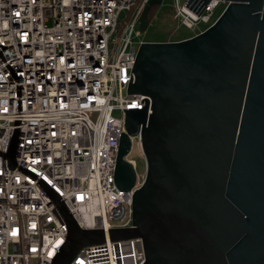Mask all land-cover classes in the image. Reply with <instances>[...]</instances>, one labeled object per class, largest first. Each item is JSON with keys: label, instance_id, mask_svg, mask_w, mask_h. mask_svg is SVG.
Masks as SVG:
<instances>
[{"label": "built area", "instance_id": "2783aa9c", "mask_svg": "<svg viewBox=\"0 0 264 264\" xmlns=\"http://www.w3.org/2000/svg\"><path fill=\"white\" fill-rule=\"evenodd\" d=\"M147 1L0 0V264H52L69 234L62 206L105 233L71 264L145 263L142 239L109 231L133 227L145 178L129 192L115 183L126 111L146 99L128 89ZM219 3L174 0V19L193 37Z\"/></svg>", "mask_w": 264, "mask_h": 264}, {"label": "water", "instance_id": "95a60500", "mask_svg": "<svg viewBox=\"0 0 264 264\" xmlns=\"http://www.w3.org/2000/svg\"><path fill=\"white\" fill-rule=\"evenodd\" d=\"M162 1H147L141 31ZM216 1L228 5L203 32L138 49L128 92L146 99L126 111L115 183L123 192L136 184L131 137L146 173L133 227L109 237L142 239L144 264H264V0ZM15 151L14 142L9 159ZM61 211L69 234L52 264H71L105 233Z\"/></svg>", "mask_w": 264, "mask_h": 264}, {"label": "rangeland", "instance_id": "374dc122", "mask_svg": "<svg viewBox=\"0 0 264 264\" xmlns=\"http://www.w3.org/2000/svg\"><path fill=\"white\" fill-rule=\"evenodd\" d=\"M225 6L226 2H220L214 10L212 21L209 24H200V28L205 29L212 25ZM137 29H139V26ZM192 35H194L193 32L174 19V0H163L162 4L154 12L148 28L145 31H141L140 37H136V40L144 42H174ZM127 159L135 162L138 175L141 176L146 173V159L140 146L134 145Z\"/></svg>", "mask_w": 264, "mask_h": 264}, {"label": "trees", "instance_id": "16d2710c", "mask_svg": "<svg viewBox=\"0 0 264 264\" xmlns=\"http://www.w3.org/2000/svg\"><path fill=\"white\" fill-rule=\"evenodd\" d=\"M158 8V6H155V7H153V9L151 10V12H150V14H149V21H151V19H152V16H153V14H154V12L156 11V9ZM131 16V13H129V14H126V16H124L126 19H129V17ZM191 37V36H190ZM189 36L188 37H186V38H183V39H181V40H184V39H187V38H190Z\"/></svg>", "mask_w": 264, "mask_h": 264}]
</instances>
